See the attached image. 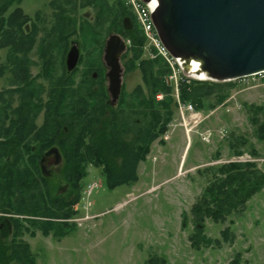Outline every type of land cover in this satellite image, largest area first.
<instances>
[{
  "label": "trees",
  "instance_id": "trees-1",
  "mask_svg": "<svg viewBox=\"0 0 264 264\" xmlns=\"http://www.w3.org/2000/svg\"><path fill=\"white\" fill-rule=\"evenodd\" d=\"M22 1L0 0V47L7 48L0 75L8 69L13 75L11 82L16 85L0 92V100L4 93L13 92H18L20 99L13 110L15 116L3 129L6 139L0 140V264H38L29 242L23 238L25 233L35 236L40 230L45 236L62 238L77 227L72 219L78 213L81 181L89 164L103 167L109 188L136 182L140 162L146 160L152 143L168 131L174 107L179 105L169 81L171 65L159 54L143 57L146 37L136 16H132L134 27L124 23L129 15L124 0H85L95 6L92 22H79L70 15L80 0H52L56 17L39 51L42 70L50 73V49L65 53L74 34L80 36L82 49L92 59L83 71L80 91L60 80L51 89L49 102H36L41 87L29 79L27 54L35 43L37 26L32 23V29L26 31L31 18L20 5ZM109 32L130 39L121 56L123 68L140 69L143 80L131 93L123 86L114 105L108 101L107 77L100 60ZM237 81L183 77L178 82L179 99L202 109L205 98L215 96L216 102L211 105L215 107L228 98V91ZM160 94L162 98L158 99ZM42 108L44 122L37 126L35 118ZM248 109L257 125L258 137L264 140V119L258 117L263 107L248 105ZM51 152H58L63 160L58 183L67 186L63 193H59L61 185L52 186L51 175L42 165L43 157ZM200 172L207 177V183L191 208L192 217L188 219L183 212V221L185 225L188 221L193 224L189 236L193 248H219L235 241L234 230L227 226L219 237H210L205 233L206 220L234 222L231 217L240 216L248 201L264 188V171L255 160H231ZM165 261L151 256L148 264ZM240 262L241 253H237L232 264Z\"/></svg>",
  "mask_w": 264,
  "mask_h": 264
},
{
  "label": "rangeland",
  "instance_id": "rangeland-1",
  "mask_svg": "<svg viewBox=\"0 0 264 264\" xmlns=\"http://www.w3.org/2000/svg\"><path fill=\"white\" fill-rule=\"evenodd\" d=\"M51 2L23 0L20 4L31 18L26 31L32 29V23L37 26L35 43L27 56L30 60L29 79L41 87V94L37 97L40 99L35 100L43 104L50 101L56 81H67L65 86L68 83L74 90H79L83 71L92 59L82 49L80 36L74 34L70 36L65 53L50 49V73L47 75L42 70L39 51L56 17ZM94 7L80 0L78 7L69 12L79 22H92L96 15ZM126 10L129 15L125 16L124 23L134 27L130 16H136L140 27L136 12L128 6ZM110 35L112 32L108 33L107 39ZM73 46L79 49V60L74 69L68 70L67 56ZM104 48L100 60L107 73ZM144 52L143 57H148V51ZM6 54L7 48L0 47V64L5 61ZM121 65L123 67L122 59ZM181 76L186 77L183 70L171 80L177 102V83ZM12 79V73L6 69L0 75V92L16 87ZM142 83L140 69L125 71L123 68V86L128 93ZM105 86L111 102L108 78ZM227 96L215 107H211L216 102L215 96L205 98L204 107L198 110L201 117L197 118L190 111L183 112L179 105L174 107L168 131L152 143L146 160L138 166V180L134 183L109 188L103 167L89 164L88 173L81 181L82 198L76 205L78 213L72 219L77 227L62 238L53 234L45 236L40 230L35 236L24 234L37 263L148 264L149 258L156 256L165 259V264H232L235 255L241 253L240 264H264V188L248 201L240 216L231 217L234 222L206 220L205 233L210 237H219L221 231L230 226L236 235L233 243L197 250L189 239L193 224L188 221L185 225L183 221V212L187 213L188 219L192 217L191 208L207 183V177L200 170L231 160H255L264 171V140L258 137L257 125L252 122V113L248 109V105L262 106L258 117L264 119V82L254 81L252 77L239 79ZM2 98L0 140L6 139L3 129L9 125L10 118L15 116L13 110L20 104L18 92L4 93ZM44 113L45 108H42L36 115L37 126L43 124ZM62 161L58 152L49 153L45 160L54 188L66 186L58 185ZM79 218L83 220L79 221Z\"/></svg>",
  "mask_w": 264,
  "mask_h": 264
},
{
  "label": "water",
  "instance_id": "water-1",
  "mask_svg": "<svg viewBox=\"0 0 264 264\" xmlns=\"http://www.w3.org/2000/svg\"><path fill=\"white\" fill-rule=\"evenodd\" d=\"M157 3L153 20L162 42L186 65L191 60L198 61L204 79L229 81L264 70V0H158ZM126 49L125 40L118 34L106 40L104 61L113 105L123 87L121 56ZM78 60L79 49L73 46L67 56L68 70L74 69ZM66 189L64 186L59 193Z\"/></svg>",
  "mask_w": 264,
  "mask_h": 264
},
{
  "label": "built area",
  "instance_id": "built-area-1",
  "mask_svg": "<svg viewBox=\"0 0 264 264\" xmlns=\"http://www.w3.org/2000/svg\"><path fill=\"white\" fill-rule=\"evenodd\" d=\"M124 2L128 7L133 9L138 16V22L140 24V28L146 37V44L144 47L145 51H148V54L150 57H154L156 54L162 55L167 60V62L170 65H172L173 73L169 76V81L171 82L172 78H177L179 70H183V72H185L183 69V65H182V62H185V61L179 57L172 55L158 35L155 22L153 20V12L155 11L158 3L153 2V0H150V1L124 0ZM125 42H126V45L128 46L130 44V39L129 38L125 39ZM153 50H155V52ZM192 61H196V60H191L190 63ZM188 76L189 75L186 73V78H191V79L193 78V77H188ZM246 77H252L254 81L264 82V70L248 75V76H243L237 79L239 80V79L246 78ZM181 78H183V76H181L180 79ZM195 79H198V78H195ZM177 91H178V102H179V106L182 109V111L183 112L190 111L191 113H193V117H196V118L198 116L201 117L200 112L198 111L199 109H196L193 104L182 103L180 101L178 83H177ZM161 97L162 95H158V99H160ZM81 220L83 219L79 218V221Z\"/></svg>",
  "mask_w": 264,
  "mask_h": 264
},
{
  "label": "bare ground",
  "instance_id": "bare-ground-1",
  "mask_svg": "<svg viewBox=\"0 0 264 264\" xmlns=\"http://www.w3.org/2000/svg\"><path fill=\"white\" fill-rule=\"evenodd\" d=\"M153 2H157V0H153ZM184 71L193 78L203 79L205 78V75L202 71L199 70V62L192 61L189 64H185V62H182Z\"/></svg>",
  "mask_w": 264,
  "mask_h": 264
},
{
  "label": "flooded vegetation",
  "instance_id": "flooded-vegetation-1",
  "mask_svg": "<svg viewBox=\"0 0 264 264\" xmlns=\"http://www.w3.org/2000/svg\"><path fill=\"white\" fill-rule=\"evenodd\" d=\"M130 19H132V17H130ZM55 159V158H54ZM43 160V159H42ZM42 165L45 167V163L44 162H42ZM46 168V167H45Z\"/></svg>",
  "mask_w": 264,
  "mask_h": 264
}]
</instances>
